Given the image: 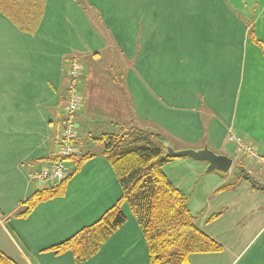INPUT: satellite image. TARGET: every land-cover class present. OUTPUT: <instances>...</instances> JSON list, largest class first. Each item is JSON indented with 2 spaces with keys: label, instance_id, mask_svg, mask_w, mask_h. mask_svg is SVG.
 Here are the masks:
<instances>
[{
  "label": "crops",
  "instance_id": "1",
  "mask_svg": "<svg viewBox=\"0 0 264 264\" xmlns=\"http://www.w3.org/2000/svg\"><path fill=\"white\" fill-rule=\"evenodd\" d=\"M86 1L59 0V12H41L31 30L0 10V249L26 264H150L128 204L127 221L90 259L77 262L71 252L49 250L98 221L121 198L115 170L95 138L121 134L125 127L159 134L177 150L208 146L234 160L228 173L211 177L207 162L190 158H174L163 167L179 190L201 201L193 207L189 199L194 215L206 207V227L209 218L223 214V199L210 201L221 189L250 195L244 202L248 213L263 210L264 187L248 182L247 165L264 166L231 139H243L264 159V132L254 133L242 121L248 88L254 94L255 85L264 86V51L250 36L254 31L264 42V12H256L262 0ZM240 4L251 12H240ZM96 12L102 34L94 27ZM105 50L116 51L102 58ZM76 61L85 68L79 82L83 103L74 117L78 151L65 160L68 171L83 155H97L83 162L63 196L19 217L22 203L47 187L35 175L59 152L69 70ZM100 61L109 65L108 74L98 72ZM262 217L249 236L248 226L242 236H229L228 242L244 243L237 251L218 239L219 228L207 227L204 232L222 250L193 254L191 264H264Z\"/></svg>",
  "mask_w": 264,
  "mask_h": 264
},
{
  "label": "trees",
  "instance_id": "2",
  "mask_svg": "<svg viewBox=\"0 0 264 264\" xmlns=\"http://www.w3.org/2000/svg\"><path fill=\"white\" fill-rule=\"evenodd\" d=\"M0 10L17 25L20 23L22 28L31 30L37 24L42 8L40 0H0ZM250 36L264 51V42L255 37L254 31ZM126 129L121 134L103 133L95 138L102 143V153L115 170L122 189L121 198L98 221L49 250L56 254L71 252L77 262L90 259L127 221L123 206L128 204L146 240L150 264H191L193 254L221 251L222 245L197 224L187 205L188 196L163 171V167L174 159L165 155L166 139L147 130ZM95 155L97 153L83 155L75 170L67 172L59 184L35 191L23 203L17 216L24 217L41 202L63 196L74 173L86 159ZM57 159L58 155L54 162ZM243 176L248 178L247 174ZM0 264L26 263L0 249Z\"/></svg>",
  "mask_w": 264,
  "mask_h": 264
},
{
  "label": "rangeland",
  "instance_id": "3",
  "mask_svg": "<svg viewBox=\"0 0 264 264\" xmlns=\"http://www.w3.org/2000/svg\"><path fill=\"white\" fill-rule=\"evenodd\" d=\"M82 1L87 3L86 0H82ZM40 3H41V8H42L41 12H48V11L49 12H59V0H53V1H51V0H40ZM260 6L261 7H258L256 12H264V0L261 1ZM239 11L240 12H251L250 10H248V8L244 9L241 4L239 7ZM19 27H21L20 23H19ZM94 27H95L97 34L103 33V25L101 23V16L98 12H96V15H95ZM259 34H260V32H259ZM251 40L253 41V39H251ZM104 41L106 42V40H104ZM99 42H100V40H99ZM100 43H102V41ZM113 51L115 52L116 50H113ZM113 51H110V50L102 51L101 52L102 58L103 57L109 58L110 56H112ZM81 62L88 65V62L85 59H82ZM74 63H76L78 65L80 64L83 68L82 70L84 71V69H85L84 65H82L79 61H76ZM90 65L91 64H89V66ZM97 67H98V72L104 73V72H107L109 65L107 64L106 61H100L97 65ZM115 71H116L115 69L111 68V72L115 73ZM123 72H125V69L120 68V73H123ZM107 74H108V72H107ZM247 93H248L249 106L247 107L246 110H243L244 115L242 117V119H243L242 121L244 122L245 125L248 126L247 127L248 130H250L254 133H260V132L262 133V132H264V86H262L261 84L255 85L254 94L251 93L250 88H248ZM132 106L133 105L131 104L130 107H132ZM66 120H67V118H66ZM261 137H262V139H264V135H261ZM237 165H238V163H237ZM253 165L254 164L247 165V171L250 173V175L252 177V178L248 179V182H250L252 186L254 185V187L264 186V169L253 168ZM49 167L51 168L52 164ZM67 169H69L68 166H67ZM213 174L219 176L218 174H220V173L218 171H215L213 173H210L208 176L211 177V175H213ZM242 180L246 181V178L243 177ZM256 183H258L259 185ZM239 186H240V184H239ZM262 189H264V188H262ZM262 191H264V190H262ZM211 197L212 198L210 199V201L214 204L218 198H222L224 201V205H223L224 208L222 209V211H223L222 215L219 214V217H217L216 219H212V220L209 218L207 227L211 228V226H214L216 228H219L218 232L215 233V235H217L219 240L223 241V243L227 246H234V249L236 251L241 249L243 247L244 243L243 242H241V243H239V242H228V240L233 237V236H231V237H229V236L233 235V234H234V236H236V235L242 236L243 230L247 226H248L247 230L244 232L248 236L250 235L249 232H252L253 229H255V228L259 229V223L263 218L262 216L264 213V209L263 210L260 208H258L256 210L254 209L251 213H248L249 212L248 210H250L251 208L248 209L247 208L248 205H246L247 203L245 204L244 202L251 201L252 197L250 195L243 197L241 192H237L234 195L233 193H230L229 191H226V190L223 191L221 189V191H218L217 193L214 192L213 196H211ZM192 198H193V193L189 194V196H188V203H189V199H191L190 205H192L193 207L195 204H199V203H200V205L202 204L200 200H197L196 198H194V201H193ZM188 203H187V205H188ZM201 207H202L201 210L203 212L199 216H198V212H197V215H194L191 212V210H190V212L195 217V220H196L197 224L199 225V227L204 231L207 228L206 224L204 222L205 217H207V215L204 216V214H206L207 209H206V207H203V205ZM22 209H23V203H22V206L19 209V211H21ZM218 211H220V209ZM194 213H195V211H194ZM220 217H222V218H220ZM257 229H255V230H257ZM0 230H1V226H0ZM0 237H2V231H0ZM3 247L5 250L8 251V249H6L5 246H3ZM9 252L11 253L12 251L9 250ZM17 260L20 261V259H17ZM22 262H24V260H22Z\"/></svg>",
  "mask_w": 264,
  "mask_h": 264
},
{
  "label": "built area",
  "instance_id": "4",
  "mask_svg": "<svg viewBox=\"0 0 264 264\" xmlns=\"http://www.w3.org/2000/svg\"><path fill=\"white\" fill-rule=\"evenodd\" d=\"M82 69L80 64L73 63L69 70V93L66 104L68 116L62 133L60 149L57 153L58 159L52 164L51 168L49 167L35 175V179L47 187L55 186L65 179L68 172L65 160L76 155L78 151L73 144L78 137L74 116L83 103L79 90V82L83 75ZM231 139H234L238 144L239 150L248 152L264 166V159L258 155L253 146L247 145L241 138H234L232 136Z\"/></svg>",
  "mask_w": 264,
  "mask_h": 264
},
{
  "label": "water",
  "instance_id": "5",
  "mask_svg": "<svg viewBox=\"0 0 264 264\" xmlns=\"http://www.w3.org/2000/svg\"><path fill=\"white\" fill-rule=\"evenodd\" d=\"M166 149L165 155L172 158H190L196 161L207 162L205 172H223L228 173L234 160L224 154L216 153L211 150L208 146L203 148H186V149H175L169 142H164Z\"/></svg>",
  "mask_w": 264,
  "mask_h": 264
}]
</instances>
